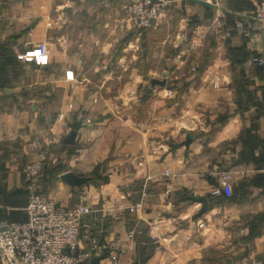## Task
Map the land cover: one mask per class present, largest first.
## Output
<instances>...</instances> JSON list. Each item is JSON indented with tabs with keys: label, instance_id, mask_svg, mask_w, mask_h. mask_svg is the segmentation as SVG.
I'll list each match as a JSON object with an SVG mask.
<instances>
[{
	"label": "crops",
	"instance_id": "crops-1",
	"mask_svg": "<svg viewBox=\"0 0 264 264\" xmlns=\"http://www.w3.org/2000/svg\"><path fill=\"white\" fill-rule=\"evenodd\" d=\"M206 1L217 8L167 0L134 28L130 0H0V222L25 219L23 171L39 160L64 165L39 172L40 190L91 208L82 249L119 245L89 264H264V64L251 62L264 32L234 30L258 0ZM67 170L88 179L70 186ZM221 172L230 195L212 192Z\"/></svg>",
	"mask_w": 264,
	"mask_h": 264
},
{
	"label": "built area",
	"instance_id": "built-area-1",
	"mask_svg": "<svg viewBox=\"0 0 264 264\" xmlns=\"http://www.w3.org/2000/svg\"><path fill=\"white\" fill-rule=\"evenodd\" d=\"M167 0H130L129 18L133 26H147L158 20ZM234 30L242 34L264 32V0H258L251 14L236 20ZM48 52L46 43L39 42L30 51L36 60L43 59ZM251 62L264 64L260 55ZM218 76L214 77L217 85ZM41 162L35 160L24 168V179L28 185V199L24 207L25 219L0 222V264H85L101 250L109 251L110 262L114 263L119 252L116 242H109L82 249L86 235L82 230V218L91 211L84 202L67 207L36 185ZM213 193H232L230 176L221 172ZM140 203L135 204L139 206ZM202 226V223H199ZM101 249V250H99Z\"/></svg>",
	"mask_w": 264,
	"mask_h": 264
},
{
	"label": "water",
	"instance_id": "water-1",
	"mask_svg": "<svg viewBox=\"0 0 264 264\" xmlns=\"http://www.w3.org/2000/svg\"><path fill=\"white\" fill-rule=\"evenodd\" d=\"M195 3H198L200 5H203L205 7H209V8H217L215 4H212L206 0H189ZM153 83L159 84V85H163L165 83L164 80H159V79H152ZM75 136H76V131L71 130L63 139V142L66 144H72L74 143L75 140ZM191 140V137L188 136L186 143H188ZM59 178L65 182L66 184L70 185V186H78L83 184L84 182L87 181L88 177L84 176V175H78L72 171H64L59 175ZM192 200H196L198 202L201 203V208L199 213L205 212L207 210V200L205 196H199V197H194L191 196ZM93 260L95 261V258H93Z\"/></svg>",
	"mask_w": 264,
	"mask_h": 264
},
{
	"label": "rangeland",
	"instance_id": "rangeland-1",
	"mask_svg": "<svg viewBox=\"0 0 264 264\" xmlns=\"http://www.w3.org/2000/svg\"><path fill=\"white\" fill-rule=\"evenodd\" d=\"M129 7H130V5H129ZM164 11V10H163ZM163 13V12H162ZM162 15V14H161ZM174 18L176 19L175 21H178L177 20V16H174ZM129 21H130V23H131V20H130V18H129ZM153 23H155V22H152L151 24H153ZM151 24H148L147 26H149V25H151ZM132 25V24H131ZM132 27H134V28H141V27H145V26H133L132 25ZM146 33H148V31H146ZM154 61L153 60H151L149 63H153ZM153 66H154V63L152 64ZM145 69V68H144ZM177 72H178V75L180 76V81L178 82V83H174L171 87H169L168 89H167V94L168 95H170V96H178L179 94H180V92L182 91V88H183V84H182V80H181V77L184 75V69L183 68H180V69H177ZM148 86H149V83H148ZM150 88V87H149ZM147 90V87H145L144 88V93L142 94V96H143V99H144V104H145V101H146V94H150V90L148 91H146ZM146 105H147V107H148V104H145V106H144V108L143 109H141L142 110V112L141 113H144V116L143 117H147L148 116V114L146 113ZM143 106H141V107H143ZM149 107H151V110H153V105H149ZM147 115V116H146ZM56 153H58V151H56V152H54L53 153V155H55ZM60 154L58 153L57 154V156H59ZM31 162H33V161H30L29 163H31ZM28 164V163H27ZM26 164V165H27ZM25 165V166H26ZM64 169V165L63 166H58V168L56 169L54 166H52V165H50L48 162H47V165H41V167H40V170H39V172H41L42 170H46V172H48V174L49 173H53V175L54 176H56V175H58L57 173H58V171H61V170H63ZM38 175H39V173H38ZM37 178H38V176H37ZM37 181V180H36ZM255 182H256V180H255ZM51 197V196H50Z\"/></svg>",
	"mask_w": 264,
	"mask_h": 264
},
{
	"label": "trees",
	"instance_id": "trees-1",
	"mask_svg": "<svg viewBox=\"0 0 264 264\" xmlns=\"http://www.w3.org/2000/svg\"><path fill=\"white\" fill-rule=\"evenodd\" d=\"M254 64H256V63H254ZM256 65H258V64H256ZM261 66V65H260ZM87 264H89V260L86 262Z\"/></svg>",
	"mask_w": 264,
	"mask_h": 264
}]
</instances>
